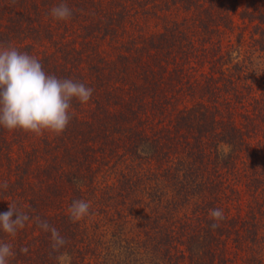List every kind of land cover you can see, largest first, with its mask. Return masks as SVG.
<instances>
[{"label": "trees", "instance_id": "1", "mask_svg": "<svg viewBox=\"0 0 264 264\" xmlns=\"http://www.w3.org/2000/svg\"><path fill=\"white\" fill-rule=\"evenodd\" d=\"M40 2L51 8L60 3H65L70 8L74 5L80 8L83 15L73 14L70 18L72 25L66 24L67 30L61 32L52 26H45L47 19L43 18L49 11ZM112 2L115 3L110 6ZM128 2V0L105 2L0 0V46L11 44L21 51H27L40 60L46 72L61 78L79 80L94 89L87 104L73 100L70 109L73 119L60 135L48 131L36 135L16 129L13 134L16 137L10 139L11 131L0 128V167L4 164L5 155L8 159L17 153L20 155L18 148L17 152L9 151L10 142L16 140V143L24 148L26 171L38 169L37 174L42 176L41 171L53 168L55 184L57 183L60 188L57 190L59 194L54 196L55 201L58 202L59 199L60 203L61 199H67L68 204L51 209L42 207V210L21 209L27 211L30 217L39 216L58 229L67 240V244L60 251L77 253L82 257L83 264H92V260L90 263L84 262L85 245L89 246L91 243L85 244L82 219L77 222L69 219L67 210L71 200L68 196L72 186L81 191L77 192L80 197L88 191L87 202L91 205L90 212L109 213L111 218L109 220L112 222L117 214L128 219L134 217L137 205L134 202L147 206L146 199L148 202L150 200L158 203L168 200L175 203L179 200L183 210H190L189 205L194 202L198 209L194 208L192 211L199 212L196 217L199 220L197 219L195 224L185 220L184 224H181L173 211L165 216L153 213L148 216V219L153 221L152 231L158 226L165 230L163 233L167 235V239L164 237L166 241L183 240L181 245H185L186 250H180L181 255L185 256L184 251H187L192 259V262L187 264H216L210 261V257L216 256L211 246L213 247L219 235L222 237L224 229H227V220L232 222V218L229 219L228 215L224 214L225 219L220 222V226L212 229L210 225L213 220L209 212L212 201L217 202L214 205V208H217L221 200L220 194L216 195L223 188L228 167L231 166L235 173L244 177L248 185L254 183V187H258L257 192L261 189L264 191V146L250 144L245 139V136L251 135L248 131L250 125L254 124L249 120L240 126L231 117L224 119V122L216 116L210 118L202 106L200 109L193 108L184 112L180 109L168 113L161 110L158 114L162 118L156 122L151 114L142 111L140 107L144 108V105L148 104L155 110L166 107L165 99L168 101L169 97L167 95L163 97L162 94L164 82L167 80L165 74L179 72L178 64L175 62L179 53L183 55L191 51L192 54H196L198 42L199 56H206L212 51L218 54L217 47L210 46L213 43L207 40V34H215L218 30L210 29L205 21H214L213 19L221 17L222 11L226 8L219 2L218 5L213 4L215 5L213 9L211 1L208 0L199 2L191 0L186 3V7L193 8L192 10L199 16V20L188 22L189 27L193 26L187 34V38L191 40L183 39L186 34L181 30V22H176L174 27L176 29L170 30L166 27L165 32L163 30L145 37L137 36L139 29L136 28L134 37L127 39L125 35L130 26L137 25L139 17L140 19L142 17L140 15L142 8L140 6L133 8L134 4ZM177 5L179 4L176 2L174 6L180 7ZM205 17L207 20L204 21ZM45 39L51 40L49 46L52 50L47 52L49 50L45 47L46 53L41 54L37 47L42 46V42L44 47ZM105 41L112 43V49L117 50L114 53L106 51L102 46ZM216 56L210 61L218 62L223 59L220 55ZM169 65H173L175 69L171 70ZM225 70L221 68L214 78L223 77L231 83L232 77ZM183 71L185 72L184 68H182L184 77L181 76L180 79V76H177L176 90L180 88L182 79L185 84V77L191 78L190 73ZM233 75L238 77L239 73ZM209 79L212 81L211 77ZM192 83L190 82V85ZM258 101L262 102L264 111V100L258 98ZM164 114L169 117L166 122L163 119ZM262 116L264 119V113ZM148 117L154 118L158 126L148 127ZM242 117L245 118L246 115ZM29 143L31 148L27 145ZM224 152H227L226 156ZM243 154H246L248 159L244 158ZM138 159L139 165L136 163ZM20 164L18 163L17 167H20ZM149 166L152 168L148 169ZM112 167L120 170L114 179L107 177ZM12 172L15 175L9 182L12 189H22L27 185L28 178L22 177L13 168ZM101 172L102 178L99 177ZM45 176L46 174L42 177ZM84 181L87 182L81 184ZM132 196L137 199H131ZM171 203L166 205L168 209L172 207ZM37 206L38 203L35 202L33 207L36 209ZM0 209L2 212L3 209L8 210V207ZM253 209L251 206L250 217L264 221V216H257ZM187 214L189 213L185 212L184 216ZM163 219L167 221L164 223L166 227L162 223ZM33 223L36 226L33 220L32 224L27 222L26 233L25 226L20 230L23 234L17 233L11 239L8 236L0 238V241L10 242L14 246L16 256L10 264L18 260L20 263L24 260L23 264H40L31 258V254L23 257L24 253L20 249L27 247L30 253L29 249L42 241L44 238L42 236L49 237V241L46 240L43 246L44 248L46 245L49 253L42 264H57L55 257L58 253L51 249V233L40 228V232L35 233ZM257 238L255 243H251L254 245L252 251L256 254L259 248V253L264 256V247L259 243L261 237ZM147 247L149 246H146V243L143 245L142 240L138 242L127 240L119 246L118 256L127 258L125 264H150L151 256L145 255L148 252ZM172 255L174 254H168L164 258L167 264H171ZM204 255H208L209 259L203 258ZM73 262L75 261L72 260L71 263Z\"/></svg>", "mask_w": 264, "mask_h": 264}, {"label": "rangeland", "instance_id": "2", "mask_svg": "<svg viewBox=\"0 0 264 264\" xmlns=\"http://www.w3.org/2000/svg\"><path fill=\"white\" fill-rule=\"evenodd\" d=\"M102 1L105 2L106 0ZM128 1L134 4L133 8H135V6H140L142 8L140 14L142 17L141 19L139 17L140 21L137 25L130 26L128 33L125 35L127 39L134 37V30H136V28L139 29L137 36L142 35L145 37L160 33L163 30L165 32L166 27L172 30L177 24L176 22H181V30L186 34L183 39L191 40V38H187V34L190 32L189 29L193 28V26L189 27L188 22L191 23L192 21L199 20L197 12H194V10H192L193 8L189 9L186 7V3H189L191 0ZM199 1L201 0H198V2ZM209 1H211L210 4L213 9H215V5L213 4L217 3L216 5H218L219 2L226 8V10L222 11L221 17L213 19L214 21H208L206 17L204 18V21L207 20L205 22H207L210 29L215 28L218 30L215 34H207L208 42L211 40L213 43L210 44V46L217 47L216 52L218 51V54L212 51L206 56H199L200 45L198 42L196 45L197 48H195L198 49V51H196L198 56L192 54L191 51L189 54L181 55L179 53L178 60L175 61L176 64H178L179 72L177 74H165L167 80L164 82L165 85H163L164 89L162 90V94H164L163 97L166 95L169 97V102L165 99L166 107L155 110L152 108L151 104H148L147 106L144 105V108L140 107V109L151 114L156 119V122L159 121V118H162L161 115L158 114L161 110H164V112L167 111L168 113L171 110H175L176 112V110L180 109L184 112L185 110L190 111V109L193 108L194 110L200 109L201 106L204 111L209 113L208 115H210V118L216 116L218 119L223 120V122L227 117H231V119L237 121L241 126V124L251 120L254 124L250 125L248 131L251 135L245 136V139L250 144L264 146V119L262 118L264 111L262 102L258 101V98L264 100V0H208V2ZM176 2L179 4L177 6L180 7L177 8L174 6ZM40 3L42 6H46L42 2ZM114 3L115 2H112L110 6H113ZM68 4H71V2H68ZM48 6L49 5L46 6V10L50 12L51 7ZM71 9L74 10L73 14H81L80 8L73 5ZM49 12H46L43 18L44 20L45 18L47 19L45 26H52L55 30L65 32L67 30L65 25H72L70 19L58 23L49 15ZM34 17H36V14ZM127 19L128 17L126 20ZM50 42L51 40H46L44 47L43 42L42 46L37 47L41 54L46 53L47 49L49 50L47 52H51L52 48L49 46ZM111 45L112 43L105 41L102 46L106 51L114 53L117 49H112L113 47H111ZM215 55H220L223 59L221 61L218 60V62L216 60L210 61ZM188 56L191 57L189 59H184ZM223 62H226V64H222ZM169 68L171 70L175 69L173 65H169ZM182 68H184L185 72L190 73L191 78L185 77V84H183L182 79L180 88L176 90L178 84L177 76H180V79L184 77L182 75ZM221 68L226 69L225 71L227 74H230L232 77L231 83H228L227 79H223V77L214 78V76L219 74ZM235 73H239V76L235 77L233 75ZM210 77L212 81L209 79ZM190 82L193 83L190 85ZM201 102L203 104H201ZM242 115H246V120ZM148 118V127L158 126L154 118ZM163 119H165L164 122H166L169 120V117L167 118L164 114ZM223 122L221 123L223 124ZM13 134L14 130L10 132V139L16 137V135ZM27 145L31 148L30 143ZM9 146L10 152L12 150H16L17 152L18 148L20 155L17 153V155L14 156L18 157L16 159L14 157V159H8L7 155L3 157L4 164L0 167V185L7 181L9 187L7 190L0 188V208L8 207V203L12 202H15L18 206L26 210H39V208L42 210V207L51 209L53 207H64L67 205V199L63 200L60 197L62 202L59 203V199L58 202L55 201L54 196L59 194L57 190H60V188L57 183L55 184V171L53 168L50 167L46 169L48 171H41L43 172L42 176L46 174L45 177H42L41 174H37L39 172L38 169L33 171L28 169L26 171L27 164L25 163L26 155L23 153L24 148L19 143H16V140H14L13 143L10 142ZM227 151H229V148ZM243 157L248 159L246 154H243ZM127 161L129 162V159ZM18 163H22L19 165L20 167H17ZM136 163L139 165V159ZM240 165L241 164H239V166ZM154 166L155 165H153V167ZM12 168L22 175V177L25 176L26 179L28 178L27 185L23 186L22 189H12L9 184L10 180H13L15 176L12 172ZM149 168H152V166H149L148 169ZM119 172V169L112 167L107 177L111 179L117 178L116 176L119 175ZM102 176L103 172L100 173L99 177L102 178ZM224 178L223 188L219 190L216 195L219 196L220 194L221 199L220 202H218L217 208L223 209L224 214H227L229 219L232 218V222L227 220V229H224L225 233H222V237L220 235L217 237L218 239L215 241L217 245L214 244L213 247L211 246L216 256L210 257V261L216 264H264V256H261L259 253L260 249L257 248L258 251L255 254L252 251L254 245L251 244L253 242L255 243V239L257 237V239H259L260 236L261 239L259 243L264 247V221L261 219L254 220L249 215L250 207L252 206L257 216H264V191L261 189L257 192L258 187H254V183L248 185L245 178L235 173L231 166L228 167ZM85 182L87 181L81 182V184ZM28 183L30 184L28 185ZM78 191L79 190L72 186L68 196L70 198H67L71 200V202L75 199L88 201V191L82 195V197L78 196ZM142 194L140 196H142ZM131 199L136 200L137 198L132 196ZM147 200L148 199H146L145 202L147 206L143 203L134 202L137 204L135 205V215L129 219L117 214L114 222H112L109 220L111 219L109 213L99 214L98 211H93L94 213L90 212V215L84 217L81 221V225L85 230L83 238L85 239V244L91 243L89 246L85 245L86 259L84 262L90 263V260H92V264H125L127 258L118 256L120 255L119 246L122 243H126L127 240H136V242L142 240L143 245L146 243V246H149L147 247L148 252L145 253V255L151 256L149 258L150 264H167L164 258H166L168 254H174L170 257L171 264L191 263L192 259H190V254L187 251H184L185 256L181 255L182 252L180 250H186L185 245H181L183 240L178 241L173 239L166 241L167 235L164 234L165 230L157 226L155 228L156 230L152 231L153 225H151V223L153 221H151V219L149 220L148 216L153 213L165 216L171 214L173 211L175 218H177L181 224H184L183 220L195 224L199 212L192 210L194 208L198 209V205L191 202L189 205L190 211L189 209L183 210V205L179 200L175 203H171L170 200L164 203L150 202V200L148 202ZM35 202L38 203L36 209L33 207ZM169 203H171L172 207L168 209L166 205ZM61 204H63V206ZM162 204L163 206H161ZM215 204H217V202L213 200L211 209H214ZM1 210L2 209H0V211ZM2 212H5L4 209ZM185 212L189 213L187 214L188 217L186 215L184 216ZM28 222L32 224V220ZM162 223H167V221L163 219ZM164 227H166L165 224ZM26 231L27 222L24 233H26ZM34 232L37 234L40 232L37 225H34ZM17 233L23 234L20 230ZM6 236L8 235L0 232V238H5ZM61 236L65 238L63 234H61ZM42 237H44L42 241L33 245L34 247L29 249L30 253H27L28 255L24 254L23 257L26 255L28 257L29 254H31V258L40 264L44 262V259L49 253V249H47L46 245L44 248L43 246L46 240L49 241V237ZM8 238L11 239V236H8ZM154 243L156 244L153 245ZM68 255L71 257V262L72 260L75 261L73 263L70 262V264H83L81 260L82 257L78 256L77 253L74 254L70 252ZM108 257L109 259H107ZM203 258L209 259L208 255H204ZM23 261L21 260L20 263L18 260L14 264H23Z\"/></svg>", "mask_w": 264, "mask_h": 264}, {"label": "clouds", "instance_id": "3", "mask_svg": "<svg viewBox=\"0 0 264 264\" xmlns=\"http://www.w3.org/2000/svg\"><path fill=\"white\" fill-rule=\"evenodd\" d=\"M49 15L55 20L67 21L73 16V10L60 3L50 9ZM93 91L79 80L46 72L40 60L27 51L11 44L0 46V128L21 129L36 135L45 131L60 135L73 119L70 112L73 100L87 104ZM223 154L226 156L227 152ZM8 187L7 181L0 185L4 190ZM90 209L87 201L75 199L67 210L69 219L77 222L90 215ZM209 216L213 220L212 229L218 228L225 219L224 210L220 208L211 209ZM29 220H34L42 231L51 233V249L58 253L55 257L57 264H70L68 253L60 251L67 240L59 230L39 216L30 217L15 202L8 203L7 211L0 212V232L15 237ZM20 251L27 254L28 248L23 247ZM15 256L13 244L0 241V264H10Z\"/></svg>", "mask_w": 264, "mask_h": 264}]
</instances>
